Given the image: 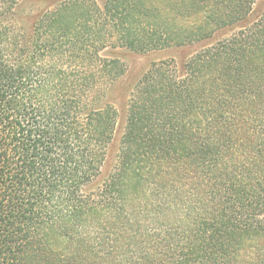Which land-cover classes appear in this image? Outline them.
<instances>
[{"label":"trees","instance_id":"1","mask_svg":"<svg viewBox=\"0 0 264 264\" xmlns=\"http://www.w3.org/2000/svg\"><path fill=\"white\" fill-rule=\"evenodd\" d=\"M59 2L0 0V264H264V0ZM108 46L170 52L117 138Z\"/></svg>","mask_w":264,"mask_h":264},{"label":"rangeland","instance_id":"2","mask_svg":"<svg viewBox=\"0 0 264 264\" xmlns=\"http://www.w3.org/2000/svg\"><path fill=\"white\" fill-rule=\"evenodd\" d=\"M96 3L101 6L103 0H95ZM59 0H19V5L14 23L20 31H29L35 18L43 11H52L57 5ZM170 53V52H167ZM167 53L157 51L146 54H136L123 47H106L99 55L101 57L112 59L118 58L123 62L125 67V73L122 77L115 81L110 87L109 96L113 105L117 111L116 118V135L118 137L121 132L124 115H125V102L127 93L130 90L132 84L137 80L139 75L145 70L147 65L152 60L166 58ZM182 57V53L178 52V58Z\"/></svg>","mask_w":264,"mask_h":264}]
</instances>
